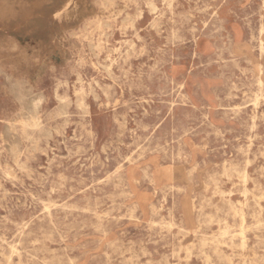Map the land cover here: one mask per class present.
<instances>
[{
  "label": "rangeland",
  "instance_id": "1",
  "mask_svg": "<svg viewBox=\"0 0 264 264\" xmlns=\"http://www.w3.org/2000/svg\"><path fill=\"white\" fill-rule=\"evenodd\" d=\"M21 1L0 264H264V0Z\"/></svg>",
  "mask_w": 264,
  "mask_h": 264
},
{
  "label": "bare ground",
  "instance_id": "2",
  "mask_svg": "<svg viewBox=\"0 0 264 264\" xmlns=\"http://www.w3.org/2000/svg\"><path fill=\"white\" fill-rule=\"evenodd\" d=\"M21 1V0H20ZM69 1V0H68ZM22 2V1H21ZM23 2H24V0H23ZM44 2V1H43ZM26 4V3H25ZM22 5V4H21ZM35 6V5H34ZM41 6V5H40ZM39 6V7H40ZM71 6V5H70ZM12 7V6H11ZM32 7H33V4H32ZM2 8H3V6H2ZM2 8H0V9H2ZM9 8H10V6H9ZM35 8V7H34ZM11 9V8H10ZM10 9H8L7 10V12L10 10ZM4 10H5V7H4ZM13 10V9H12ZM31 10H33V9H31ZM35 10V9H34ZM10 13V12H9ZM13 14V13H12ZM30 15V14H29ZM1 16V15H0ZM21 16V15H20ZM2 18V17H1ZM25 18V17H24ZM1 20V19H0ZM3 20V19H2ZM27 21V20H26ZM20 22V21H19ZM25 22V21H24ZM18 24V23H17ZM16 25V24H15ZM235 31V30H234ZM235 41V40H234ZM202 46V45H201ZM26 116H28V117H30V118H32L33 117V105L30 103V102H28L27 104H26ZM51 133V132H50ZM15 145V144H14Z\"/></svg>",
  "mask_w": 264,
  "mask_h": 264
}]
</instances>
